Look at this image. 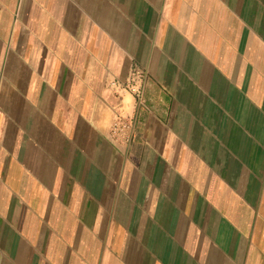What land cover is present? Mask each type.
<instances>
[{"label": "crops", "instance_id": "0c3cea01", "mask_svg": "<svg viewBox=\"0 0 264 264\" xmlns=\"http://www.w3.org/2000/svg\"><path fill=\"white\" fill-rule=\"evenodd\" d=\"M0 264H264V0H0Z\"/></svg>", "mask_w": 264, "mask_h": 264}, {"label": "built area", "instance_id": "2783aa9c", "mask_svg": "<svg viewBox=\"0 0 264 264\" xmlns=\"http://www.w3.org/2000/svg\"><path fill=\"white\" fill-rule=\"evenodd\" d=\"M132 81V80H131ZM136 80L131 82L128 91L141 102V90L135 84ZM132 128V122L128 118H124L122 112H114L113 125L111 127V136L117 137L118 135H126Z\"/></svg>", "mask_w": 264, "mask_h": 264}]
</instances>
